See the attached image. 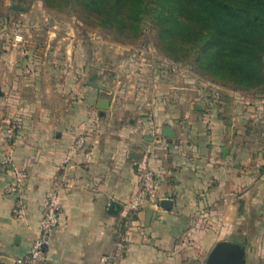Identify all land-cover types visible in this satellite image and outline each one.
Returning <instances> with one entry per match:
<instances>
[{
	"label": "crops",
	"instance_id": "0c3cea01",
	"mask_svg": "<svg viewBox=\"0 0 264 264\" xmlns=\"http://www.w3.org/2000/svg\"><path fill=\"white\" fill-rule=\"evenodd\" d=\"M10 34L0 31V264L30 250L50 194L61 214L44 264H204L220 240L243 245L245 264L264 263V94L204 95L175 124L130 122L139 114L131 109L133 124L87 127L80 103L64 106L59 40L29 43L27 52L38 45L45 54L32 59ZM164 124L174 135H163ZM84 132L89 164L72 147ZM145 167L170 209L128 210ZM16 170L22 186L8 191Z\"/></svg>",
	"mask_w": 264,
	"mask_h": 264
},
{
	"label": "rangeland",
	"instance_id": "374dc122",
	"mask_svg": "<svg viewBox=\"0 0 264 264\" xmlns=\"http://www.w3.org/2000/svg\"><path fill=\"white\" fill-rule=\"evenodd\" d=\"M142 27L138 35L125 36L116 29L99 26L70 4L58 8L44 0H0V31L6 28L11 32L10 40L22 55L26 56L24 53L29 43H44V35L49 43L56 44V39L59 40L58 51H61L60 59L64 63V106L80 103L81 119L90 122L87 127H120L137 120L148 127H155V121L159 126L164 121L175 124L176 120L183 118L187 101L204 95L215 98L230 90L252 93L254 97L264 94V85L244 90L234 88L231 83L224 86L219 81L213 82L195 64L196 54L193 52L187 58L174 61L173 56L164 50L166 44L162 36L148 19ZM32 30L33 33L41 32L43 38L31 39L28 34ZM38 45L27 52L29 58H44L45 54ZM92 76H95L94 80L108 85V89L88 90L86 80ZM96 97L111 98L112 108L100 115L95 105ZM120 109L125 111L121 113ZM131 109L139 113L130 120L133 123L129 122ZM18 121L10 120L11 127L18 125ZM81 135L86 142L88 134L85 132L79 134L75 141ZM14 172L16 182L17 172L22 171Z\"/></svg>",
	"mask_w": 264,
	"mask_h": 264
},
{
	"label": "trees",
	"instance_id": "16d2710c",
	"mask_svg": "<svg viewBox=\"0 0 264 264\" xmlns=\"http://www.w3.org/2000/svg\"><path fill=\"white\" fill-rule=\"evenodd\" d=\"M44 1L58 8L70 4L125 36L138 35L148 19L174 61L193 52L213 82L244 90L264 85V0Z\"/></svg>",
	"mask_w": 264,
	"mask_h": 264
},
{
	"label": "built area",
	"instance_id": "2783aa9c",
	"mask_svg": "<svg viewBox=\"0 0 264 264\" xmlns=\"http://www.w3.org/2000/svg\"><path fill=\"white\" fill-rule=\"evenodd\" d=\"M85 137L79 136L75 141L74 149L83 150V159L85 163H90L93 159V152L85 149ZM4 162L10 161L7 154L3 158ZM23 174L17 172L16 182L8 186V191L18 190ZM161 198L157 193V178L153 169L145 167L140 170L139 183L126 201L129 211H136L144 206L155 208L158 206ZM22 204V203H21ZM61 206L55 196L50 194L45 201L44 212L40 221L39 229L34 237L30 250L14 259L15 264H44L46 252L53 245L57 228L60 221Z\"/></svg>",
	"mask_w": 264,
	"mask_h": 264
},
{
	"label": "water",
	"instance_id": "95a60500",
	"mask_svg": "<svg viewBox=\"0 0 264 264\" xmlns=\"http://www.w3.org/2000/svg\"><path fill=\"white\" fill-rule=\"evenodd\" d=\"M86 83L96 89H108L107 85H103L102 83L96 80H91L90 78L86 80ZM109 105V99L104 97H100L98 99L97 107L101 115L104 113V110L109 108ZM195 109L200 110L201 106L197 104ZM163 135L168 137L174 135L168 124L163 125ZM131 155L134 156L132 153ZM159 204L163 209L167 210L171 208L172 201L170 199L164 198L160 200ZM111 207H114V203L111 205ZM45 264L52 263L46 262ZM204 264H245V248L240 243L227 240L217 241L208 253Z\"/></svg>",
	"mask_w": 264,
	"mask_h": 264
}]
</instances>
